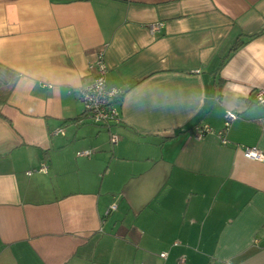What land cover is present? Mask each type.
<instances>
[{
  "label": "crops",
  "instance_id": "obj_1",
  "mask_svg": "<svg viewBox=\"0 0 264 264\" xmlns=\"http://www.w3.org/2000/svg\"><path fill=\"white\" fill-rule=\"evenodd\" d=\"M0 65V264H264V0H0Z\"/></svg>",
  "mask_w": 264,
  "mask_h": 264
},
{
  "label": "built area",
  "instance_id": "obj_2",
  "mask_svg": "<svg viewBox=\"0 0 264 264\" xmlns=\"http://www.w3.org/2000/svg\"><path fill=\"white\" fill-rule=\"evenodd\" d=\"M163 23L161 21H156L148 24V31L150 34H154L157 30L162 27ZM94 70V77L91 83L81 86L78 89V96L82 101L84 107L85 118L95 124H109L112 122H119L120 118L115 106L116 99L122 94V90L118 89L115 86L108 85L106 80V71L107 67L104 61V50L98 49L96 52L95 60L89 66ZM256 102L264 105V91H257L255 94ZM236 118V113L231 110L225 112L224 126L225 130L230 122ZM222 130V131H223ZM213 129L210 125L196 124L192 128V134L196 139H202L206 134L212 133ZM53 134H63V129L61 127L56 128L52 132ZM110 140L114 142L116 139L114 136H111ZM222 143H225L226 140L221 138ZM80 155H89L90 151L85 150L79 152ZM243 154L245 157L264 161V153H262L256 147H243ZM38 171L45 172L46 165L44 162H41L40 165L34 169ZM30 171H27L26 174H30ZM111 208H115V205H112ZM162 256H165L166 253L162 252ZM177 264H184V260L181 259Z\"/></svg>",
  "mask_w": 264,
  "mask_h": 264
},
{
  "label": "trees",
  "instance_id": "obj_3",
  "mask_svg": "<svg viewBox=\"0 0 264 264\" xmlns=\"http://www.w3.org/2000/svg\"><path fill=\"white\" fill-rule=\"evenodd\" d=\"M237 48L235 46L234 50ZM16 80V75L8 68L0 65V105L7 101V97Z\"/></svg>",
  "mask_w": 264,
  "mask_h": 264
}]
</instances>
